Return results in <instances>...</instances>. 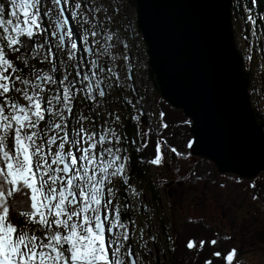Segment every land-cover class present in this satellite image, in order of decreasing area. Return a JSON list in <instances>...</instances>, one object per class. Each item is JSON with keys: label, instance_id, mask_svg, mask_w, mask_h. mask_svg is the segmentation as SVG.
Instances as JSON below:
<instances>
[{"label": "rangeland", "instance_id": "rangeland-1", "mask_svg": "<svg viewBox=\"0 0 264 264\" xmlns=\"http://www.w3.org/2000/svg\"><path fill=\"white\" fill-rule=\"evenodd\" d=\"M25 3L29 4V10L25 8ZM84 4H88V6L85 8ZM111 5L117 7L116 20L118 19L119 34L117 38L118 50L114 49L110 58L101 56L99 53L91 56L87 51L77 55L74 52V42H70L67 49H62V43L53 39V34L57 29L56 20L62 18L57 10L56 0H0V86L4 90L3 95L5 96V105L3 106L5 128L17 125L18 121H25L23 117L25 113L22 111L25 108V100L45 97L53 84L55 85L54 92L58 96L77 95L78 92L74 89L79 84L82 87H87L86 91H89V76L95 82L98 79L102 80V71L105 72L103 61H107L108 67L113 72L111 76L117 78L115 81L119 87H126L125 85H129L127 83H133L136 98L140 96L143 99L144 107L150 114L153 108L156 109L153 113L159 114L156 100H160V98L154 97L153 86L147 79L146 49L137 29L136 13L130 7L128 0H70L68 7L74 18L82 19L88 29L94 27L95 30L96 24H103L106 16L112 17ZM94 19H96V24ZM78 25L82 30L81 25ZM237 26V29L234 26L236 41L252 74L253 99L258 102V107L264 115V57L257 46L259 37L251 29L249 35L245 36L244 31L248 26L245 21ZM22 34L37 37L35 51L30 56L22 54L16 47ZM52 44H56L57 47L52 49ZM129 69L132 82L128 76ZM53 73H56L57 76ZM66 76L70 77L68 82H65ZM103 76L112 80V77L105 73ZM57 78H61V80L58 82ZM40 82L41 84H39ZM71 83H76V85L73 86ZM15 84L17 85L15 86ZM61 87H63V91ZM50 94L52 93L47 96ZM82 95L87 96L88 94L83 92ZM129 95L132 96L131 93ZM117 97V95H113V98ZM90 98L104 100L98 93ZM95 105L101 112L111 111V108H106L100 103L96 102ZM28 109L30 110V107ZM113 109L116 110V108ZM28 119L32 120L30 112L26 117V123ZM29 131L32 132V129ZM20 135L19 140L22 146L19 147L18 156L10 166L9 172L15 184L22 183L28 188L29 194L31 189L37 194V200L41 201L42 197L39 199V194L42 196L48 190L54 193L53 189L58 186L54 181H65L66 177L56 175V178L50 176V171L39 168L42 166V162H38L42 157L39 150L34 147L27 154L33 140L30 139L31 133L28 135L27 132H20ZM25 145H27V149H25ZM191 155L190 152L185 154L171 166L170 170H167L159 162H153L148 171L149 174L158 175V179L165 187V189L162 187V210L155 215L166 220L165 231L171 240L168 239V248L166 246L160 251L162 255L160 264H170L169 252L178 242L180 234L186 231V225L191 222H201L202 224L197 228L188 229L185 236L183 234V237L180 238L182 244L187 242L188 246L189 239H194L195 242L199 241L200 244V240L210 237V234L215 235L219 242L224 235L229 238L228 241H220L217 248L225 250L229 246L233 247L232 264H264V193L260 191L264 177L254 181L242 180L243 182L239 178L240 181H237L227 175L219 174L211 162L209 163L213 165L212 169L205 170L201 159H194ZM37 162L39 165H35ZM167 162L169 163V160ZM190 174L193 180H189ZM172 180L182 183L181 185L174 184ZM255 181L259 184L258 196H255L257 192L251 185ZM132 190L138 191V196L143 198L145 185L136 182ZM243 198L246 200L244 205L241 202ZM237 204L242 205V209L237 207ZM216 205L218 206L216 207ZM219 205L226 207L222 212L225 215L223 222H219L221 221ZM54 209L62 212L66 210L58 203L54 205ZM70 216L68 218L64 214V218H61V230L59 228L52 229L47 237V246H44L42 240L37 237V230L34 228L36 226L35 218H32L30 224L20 229L16 235L10 230L6 219L0 220V255L7 258L4 261L0 260V264H8L9 261L10 264H17V261L22 264H34L35 260L37 261L35 264H40V262L58 263L65 260L67 253L59 247V241L61 240V244L67 238H73L76 241L75 238L78 236L76 234L67 237V232L65 229L63 230V224H67V220H69V224L71 222L72 225H75V219L72 217L74 215ZM66 229L70 231V228L66 227ZM201 229L203 230L200 232ZM215 230L222 232L223 235H217ZM67 244L69 257L72 258L74 264L76 261L79 264L89 262L88 254L83 253L79 248L80 242L75 248H73V243L71 246L70 243ZM208 248L211 251L214 250L209 246ZM199 249L193 250L194 253H199ZM163 253L166 257L163 256ZM114 264H118V262L115 261ZM128 264L130 263L128 262ZM140 264H156V260L151 262L141 260Z\"/></svg>", "mask_w": 264, "mask_h": 264}, {"label": "flooded vegetation", "instance_id": "flooded-vegetation-1", "mask_svg": "<svg viewBox=\"0 0 264 264\" xmlns=\"http://www.w3.org/2000/svg\"><path fill=\"white\" fill-rule=\"evenodd\" d=\"M69 2L70 0H56L57 10L62 18L56 20L57 29L53 39L62 43V49H67L70 42H74V52L77 55L87 51L91 56L99 53L111 58L112 51L118 50L117 7L110 6L113 15L111 18L106 16L103 24L97 25L94 19V30V27L88 29L82 19L74 18L68 7ZM86 6L88 4H84L85 8ZM56 47V44L51 46L52 49ZM103 64L105 72L102 71V80L95 82L91 76L88 77L89 91H86L87 87L71 83L77 86L74 90L78 94L58 96L53 84L47 92V95L52 93L49 96L25 100V108L22 110L25 113L24 120L26 121L29 112L32 120L28 119L27 123L17 122L16 137L21 138L20 132H27L28 135L31 133L32 148H37L42 155L38 161L42 162L39 168L50 171V176L66 177L65 181H54L58 185L53 189L54 193L48 194L47 191L42 196L39 194L41 201L30 190V198L34 196L37 200H32V216L35 218L38 234L49 237L52 229L61 230V218H64V214L68 218L74 215L75 225L71 222L69 224L67 220V224H63V230L67 232V237L78 236L76 241L73 238H67L62 241L63 244L59 241V247L67 253L61 264H70L72 261L67 243L70 246L73 243L75 248L79 242L80 250L89 257L88 263L81 264H114L115 261L118 264H140L141 260L151 262L154 259L156 264H160V251L166 246L168 248V239L171 240L165 231L166 220L155 215L162 210V187H165L158 175L149 174L148 171L153 162H159L170 170L185 155L171 145L174 142L173 132H167V124L161 120L160 100H156L159 114L153 113L155 108L150 114L144 107L143 99L140 96L136 98L134 84L127 83L129 85H125L126 87H119L115 81L117 78L111 76L113 72L107 61H103ZM104 73L112 77V80L106 79ZM130 73L129 69L131 81ZM53 75L57 76L56 73ZM69 79L66 76L65 82ZM60 80L61 78H57L58 82ZM61 89L63 91V87ZM83 92L88 95L83 96ZM96 93L104 100L90 98L96 96ZM113 95L118 97L113 98ZM96 102L111 108V111L101 112L96 108ZM38 162L35 165H39ZM67 168L70 169L69 175L64 172ZM188 178L191 179V174ZM136 182L145 185L143 198L138 196V191L132 190ZM172 183L181 185L182 182L172 180ZM252 183L250 184L257 192L259 184L257 181ZM255 196H258V192ZM241 202L244 205L246 200L243 198ZM57 203L65 207V212L55 211L54 205ZM237 207L242 209V205L237 204ZM224 208V205H219V222L225 219L222 213ZM215 232L219 236L223 235L220 231ZM228 239L226 236V241ZM220 241L212 237L209 244L211 247H218ZM198 242L193 239L190 243L196 246ZM206 244L207 239L200 240L201 246ZM225 250L226 253L230 251L226 261L232 263L233 247L229 246ZM221 251L224 250H216L211 255L212 258L204 259L206 264H211L214 258L222 257ZM163 256L166 257L164 253ZM77 263L78 261L75 264Z\"/></svg>", "mask_w": 264, "mask_h": 264}, {"label": "water", "instance_id": "water-1", "mask_svg": "<svg viewBox=\"0 0 264 264\" xmlns=\"http://www.w3.org/2000/svg\"><path fill=\"white\" fill-rule=\"evenodd\" d=\"M128 3L153 95L189 121L190 153L221 175L264 177V115L253 103L252 74L236 41L233 0Z\"/></svg>", "mask_w": 264, "mask_h": 264}, {"label": "trees", "instance_id": "trees-1", "mask_svg": "<svg viewBox=\"0 0 264 264\" xmlns=\"http://www.w3.org/2000/svg\"><path fill=\"white\" fill-rule=\"evenodd\" d=\"M233 3L235 28L237 29V25L240 26L241 23L245 21L248 25L246 27L247 29L244 31L245 36L249 35L250 29L253 30L256 35H258L259 40L257 46L262 56L264 57V0H233ZM35 44V37H31L29 34H23L20 38V46L18 48L24 55L30 56L34 51ZM253 89L254 88L252 82V94ZM3 94L4 91L2 90V88H0V217L6 218L11 229L15 233H17L22 227L30 224L32 202L29 196L28 188L22 183L16 185L13 181V178L9 174L8 166H6L17 156L16 148L19 138L16 137L15 127H12L11 129H6L3 127ZM160 102L162 112L161 120L165 125L167 124V132L171 130L173 132V140H171L174 142L171 143L172 147L177 148L180 152H182L183 155L188 154L190 152L189 149L193 140L190 132V126L188 125V120L185 118L181 111H177L171 108L163 100H161ZM254 102H256L255 104L258 106V102L255 99ZM173 126H175V128H172ZM201 164L203 165L205 170H210L213 167L212 164L204 160H201ZM227 176L230 178H234L237 181L239 180V178L233 175ZM260 188V191H262L261 193H264V183L260 186ZM201 224V222H191L186 225V231L190 228H197ZM202 230L203 229H201L200 232ZM185 232L183 233L184 236ZM183 234H180V238L183 237ZM209 236L210 237H205L208 244H206L205 246H201L198 242V244L193 247H190L192 246L190 245L192 239H189V237L188 239L190 240V246H187V242L182 244L179 238L178 242L169 252L170 264H205L204 259L212 258L211 255L216 250H221L215 246H210L209 241L210 239H212V237H215V235L212 236V234H210ZM221 241L227 242L226 236L221 238ZM198 245L200 249L198 248ZM208 246L214 250L211 251ZM195 249H199L200 252L194 253L193 250ZM226 251L227 250L221 251V253L223 254L222 257L216 259L214 258L211 264H232L229 261H226L228 257L227 253L230 252L228 250V252L226 253Z\"/></svg>", "mask_w": 264, "mask_h": 264}]
</instances>
